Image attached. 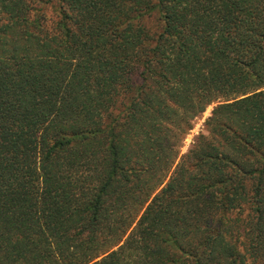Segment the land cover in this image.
Here are the masks:
<instances>
[{
  "label": "trees",
  "instance_id": "obj_1",
  "mask_svg": "<svg viewBox=\"0 0 264 264\" xmlns=\"http://www.w3.org/2000/svg\"><path fill=\"white\" fill-rule=\"evenodd\" d=\"M0 264H264V0H0Z\"/></svg>",
  "mask_w": 264,
  "mask_h": 264
},
{
  "label": "rangeland",
  "instance_id": "obj_2",
  "mask_svg": "<svg viewBox=\"0 0 264 264\" xmlns=\"http://www.w3.org/2000/svg\"><path fill=\"white\" fill-rule=\"evenodd\" d=\"M46 12L49 15L54 14L50 6L46 8ZM217 101L209 102L208 104H206L205 108L201 112H199L198 114L192 117V119L190 120V128H188V130L182 135L180 145L177 147L178 156H180L181 154L187 151V149L193 142V139L199 133L204 132L203 129H204L205 119L210 115L211 109L217 103Z\"/></svg>",
  "mask_w": 264,
  "mask_h": 264
}]
</instances>
